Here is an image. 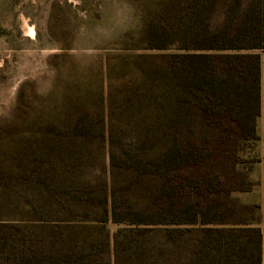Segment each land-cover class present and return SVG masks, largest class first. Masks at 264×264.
Returning <instances> with one entry per match:
<instances>
[{
	"label": "rangeland",
	"instance_id": "obj_1",
	"mask_svg": "<svg viewBox=\"0 0 264 264\" xmlns=\"http://www.w3.org/2000/svg\"><path fill=\"white\" fill-rule=\"evenodd\" d=\"M186 6V0H0V188L16 186L37 210L25 214L0 206V234L9 239L10 251L21 243L27 251L57 254L59 264H109L118 232V241L141 264H167L173 249L168 224L114 223L106 209L113 198L122 208L155 209L163 199H191L197 191L203 197L205 189L174 188L170 173L165 194L157 175L137 180L126 167L109 168L107 139L111 133L128 147L134 133L126 128L136 118L161 119L163 108H151L162 94L157 87L141 89L131 103L119 99L121 85L133 78L123 70L171 52L147 49L142 33L159 23L180 25L179 11ZM222 10L214 15L215 23ZM119 38H129L128 44H118ZM107 64L115 66L113 72L107 73ZM261 87L258 139L239 140L235 150L219 144L211 158L218 165L230 156L228 168L247 176L245 183L218 186L213 207L221 209L206 213L226 227L258 224V208L248 202L244 189L254 182L251 161L259 158L263 144V70ZM76 108L88 125L103 120L105 137L100 124L89 132L91 141L76 139L68 128ZM158 138L147 147L153 143L156 149ZM111 174L116 181L104 184ZM200 210L205 211L203 206ZM198 227L177 238L179 259L189 258ZM241 232L235 229L233 235Z\"/></svg>",
	"mask_w": 264,
	"mask_h": 264
},
{
	"label": "trees",
	"instance_id": "obj_2",
	"mask_svg": "<svg viewBox=\"0 0 264 264\" xmlns=\"http://www.w3.org/2000/svg\"><path fill=\"white\" fill-rule=\"evenodd\" d=\"M186 3L187 6L179 11L180 25L159 23L142 33L144 40L149 42L147 49L171 52L147 63L134 62L123 70L133 78L121 85L119 99L131 103L133 98L140 97L141 89L157 87L162 94L156 96L151 108H163L159 114L161 119L152 117L142 121L136 118L133 125L126 128L134 133L128 147L110 133L107 164L109 168L126 167L137 180L157 175L160 190L165 194L169 193L166 186L170 173L174 188L204 187L205 194L199 197L197 191L191 199H185L186 195L166 202L163 199L155 203V209L131 205L122 208L113 198L110 210L106 209L105 214L106 217L109 214L114 223L168 224L173 249L167 264H264L258 224L232 228L222 225L221 220L206 217V213L214 208L213 196L220 192L218 186L247 180V176L228 168L230 156L218 165L215 160L211 161L218 152L217 146L226 143L235 150L239 140L258 139L262 70L264 84V0H186ZM221 8L222 19L215 23L214 15ZM127 35L134 40L132 33ZM129 38H119L116 42L128 44L125 42ZM118 57L133 59L127 55ZM105 68L110 73L115 66L107 64ZM75 110L76 118L68 128L76 139L91 141L89 132L101 125L105 137L103 120L88 125L81 110ZM156 135L161 136L157 139L158 147L154 149L153 143L147 147ZM258 161L259 158L254 157L251 162ZM203 163L206 165L201 168ZM115 181L112 174L107 175L104 184ZM253 185L254 182L249 183L244 190L250 191ZM0 195V206L7 211L18 208L25 214L37 212L36 209L32 211L31 202L16 186L0 188ZM202 206L205 211L200 210ZM25 208L27 210L23 211ZM220 209V205L214 208L215 211ZM194 226H199L197 242L190 248L189 258L179 259L177 238L192 232ZM235 229L242 232L233 235ZM117 233L113 240L112 263L109 264H141L138 256L132 257L128 253L124 241H118ZM9 247V239L0 234V264H59L57 254L27 251L21 243L13 251Z\"/></svg>",
	"mask_w": 264,
	"mask_h": 264
},
{
	"label": "crops",
	"instance_id": "obj_3",
	"mask_svg": "<svg viewBox=\"0 0 264 264\" xmlns=\"http://www.w3.org/2000/svg\"><path fill=\"white\" fill-rule=\"evenodd\" d=\"M259 161L254 163L251 168L250 176L254 181V185L247 192L248 202L257 205L258 207V225L261 229V254L264 260V120H263V144Z\"/></svg>",
	"mask_w": 264,
	"mask_h": 264
}]
</instances>
